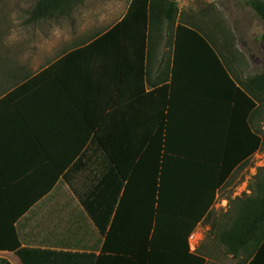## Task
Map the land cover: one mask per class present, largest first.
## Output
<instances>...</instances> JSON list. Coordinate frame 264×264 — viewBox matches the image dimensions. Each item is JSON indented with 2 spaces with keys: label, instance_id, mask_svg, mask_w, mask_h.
Listing matches in <instances>:
<instances>
[{
  "label": "crops",
  "instance_id": "obj_1",
  "mask_svg": "<svg viewBox=\"0 0 264 264\" xmlns=\"http://www.w3.org/2000/svg\"><path fill=\"white\" fill-rule=\"evenodd\" d=\"M130 1L111 24L89 35L64 37L51 53L30 52L21 58V50L15 45L16 54L0 58V175L6 170L26 171L18 172L20 177L11 183L16 202L23 199L24 189L38 191L41 184L37 176L43 167L40 156L53 155L38 137H89L76 158L80 164L82 154L92 157L96 167L103 166L104 155L91 143V137H168L176 153L187 150L211 158H239L215 188L208 221H199L189 235V250L202 254L204 264H264V232L236 255L228 253L217 239V233L230 226L242 207L257 201L248 195H256L257 181L263 177L264 87L251 90L247 83L264 71V43L260 39L264 29L254 38L256 50L243 53L232 38L224 39L220 29L215 33L214 26L198 19L204 9H197L198 13L192 7L181 8L180 3L171 31L166 25L147 30L141 53L137 40L128 39L122 45L119 38L98 37L123 17ZM2 3L0 0V6ZM37 3L35 0L22 20L24 24L49 18L32 14ZM8 9H1L3 22L11 20ZM72 10L60 16H69ZM179 20L192 27L197 24L215 55L191 49L175 55L174 33ZM221 22L218 27L226 30ZM2 32L0 35L5 34ZM4 36L6 40L9 35ZM57 63L54 70L41 75L43 69ZM35 88L46 90L47 98L53 93L48 99L52 103L45 105V116L36 114L34 102L30 103V96L25 94ZM13 90L16 93L7 98ZM56 95H62V115L60 109L54 112L58 107L53 105ZM60 121L64 127L56 131ZM252 132L260 137V143L248 155ZM255 155L262 160L252 165ZM69 171L65 170L48 192L15 219L21 246L48 250L44 258L39 253L37 264H135L124 254L101 250L104 237L74 191L88 185L89 172L81 170L72 178ZM204 172H210V184L217 180V167ZM0 256L12 264H23L11 250L0 249Z\"/></svg>",
  "mask_w": 264,
  "mask_h": 264
},
{
  "label": "trees",
  "instance_id": "obj_2",
  "mask_svg": "<svg viewBox=\"0 0 264 264\" xmlns=\"http://www.w3.org/2000/svg\"><path fill=\"white\" fill-rule=\"evenodd\" d=\"M81 2L83 0H38L32 14L44 17L55 14L58 17L69 14ZM177 2L178 0H131L123 17L98 37H116L122 45L128 39L137 40V48L141 46L142 53L147 30L153 31L159 29L160 25H166L171 31L178 14ZM245 2L264 23V0ZM198 19L202 23L206 21L201 17ZM185 22L179 20L175 26V55L185 49L203 53L208 51L215 55L200 27L197 24L192 27ZM260 39L264 43V30ZM56 65L58 63L43 69L41 75L54 70ZM247 86L251 90L257 86L264 87V71L249 78ZM236 90L247 97L249 105L254 104L242 89L236 86ZM44 92L46 90L35 88L33 92L25 94L30 96V103L34 102L36 114L45 116L48 112L45 105L51 102L48 99L53 93L47 98ZM15 93L16 90L7 93V98ZM60 96L61 98L56 95L53 105L58 106L54 110L55 114L60 109L62 115L63 99ZM39 120L41 122L45 119ZM61 121L56 125V131L64 127ZM250 135V146L246 150L248 155L260 143V137L253 132ZM38 138L44 148L53 153L43 159L40 156L43 167L37 176L41 184L38 191L34 193L30 189H24L21 192L23 199L16 202V190L11 183L20 177L16 175L19 171L6 170L0 175V249L13 251L23 264H37L40 252L44 258L48 250L21 246L14 221L33 200L48 192L65 170H70L72 178L77 172L87 170L88 185L74 191L104 237L101 247L103 252L124 254L135 264L205 263L202 254L189 250L188 237L199 221H208L212 213L215 188L241 159L211 158L187 150L176 153L170 146L168 137H91V143L104 155L103 166L96 167L92 157L85 158L82 154L83 162L80 164V159L76 158L89 137ZM12 143L10 141V146L14 145ZM212 167H217L218 178L210 184L211 174L204 170ZM20 174H26V171ZM45 182V188H42ZM5 185L6 188H3ZM256 189V195L248 197L257 201L253 200L242 207L243 211L230 226L217 233L218 241L232 255H236L240 248L259 238L264 232V172L263 177L257 181ZM0 264L12 263L8 258L0 256Z\"/></svg>",
  "mask_w": 264,
  "mask_h": 264
},
{
  "label": "rangeland",
  "instance_id": "obj_3",
  "mask_svg": "<svg viewBox=\"0 0 264 264\" xmlns=\"http://www.w3.org/2000/svg\"><path fill=\"white\" fill-rule=\"evenodd\" d=\"M1 1L3 3L0 6V33L4 31L9 35L6 40L5 34L0 35V58L4 59L15 52V45L21 50V58L30 52L46 55L47 51L51 53L55 48L57 50L56 43L64 37L75 36L78 33L89 35L95 29H102L118 18L129 0H84L73 8L69 16L50 18L49 15V18L28 24H24L23 21L35 0ZM178 2L181 3V8L192 7L197 12L199 8L204 9L200 14L207 19L205 25L214 26L215 33L220 29L221 36L224 39L232 38L235 47H239L243 53L256 50L254 38L262 32L264 23L245 0H178ZM7 7L11 20L3 22L4 15L1 9L6 11ZM218 19L222 21L226 30L218 27ZM244 41L246 45L243 44ZM0 62L3 60L0 59ZM259 157L263 158V154H259ZM260 158L255 155L251 164L259 163L262 160Z\"/></svg>",
  "mask_w": 264,
  "mask_h": 264
},
{
  "label": "built area",
  "instance_id": "obj_4",
  "mask_svg": "<svg viewBox=\"0 0 264 264\" xmlns=\"http://www.w3.org/2000/svg\"><path fill=\"white\" fill-rule=\"evenodd\" d=\"M190 237H191V235H190Z\"/></svg>",
  "mask_w": 264,
  "mask_h": 264
}]
</instances>
